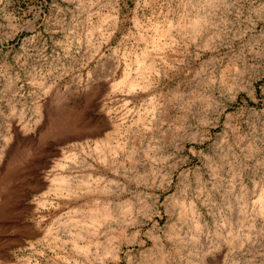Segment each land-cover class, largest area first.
<instances>
[{
	"label": "rangeland",
	"instance_id": "rangeland-1",
	"mask_svg": "<svg viewBox=\"0 0 264 264\" xmlns=\"http://www.w3.org/2000/svg\"><path fill=\"white\" fill-rule=\"evenodd\" d=\"M0 264H264V0H0Z\"/></svg>",
	"mask_w": 264,
	"mask_h": 264
}]
</instances>
